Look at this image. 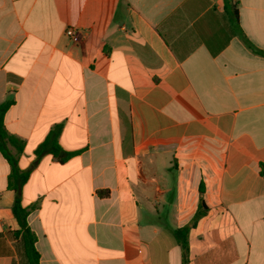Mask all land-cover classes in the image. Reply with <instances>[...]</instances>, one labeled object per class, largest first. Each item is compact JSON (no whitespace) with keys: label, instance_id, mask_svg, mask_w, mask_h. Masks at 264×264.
I'll return each mask as SVG.
<instances>
[{"label":"crops","instance_id":"obj_1","mask_svg":"<svg viewBox=\"0 0 264 264\" xmlns=\"http://www.w3.org/2000/svg\"><path fill=\"white\" fill-rule=\"evenodd\" d=\"M232 1L0 0L40 264H183L186 226L188 264H264V0ZM56 127L79 154L36 163ZM10 174L0 153V264H26Z\"/></svg>","mask_w":264,"mask_h":264},{"label":"trees","instance_id":"obj_2","mask_svg":"<svg viewBox=\"0 0 264 264\" xmlns=\"http://www.w3.org/2000/svg\"><path fill=\"white\" fill-rule=\"evenodd\" d=\"M225 9L233 21L238 19V10L236 3L232 0H225ZM12 102H7L0 105V153L7 160L11 167V174L8 179L9 188L16 193V200L13 206V214L17 219L20 230L15 233L16 237H21L24 246V257L26 264H40V254L36 249L37 236L28 225V217L31 208H25L21 201L22 187L29 179L30 171H22L19 168L18 160L20 155L24 152L25 143L17 137L11 135L5 128L4 117ZM61 128H54L46 140L36 149V163L45 155H52L61 164L67 162L69 159L79 154V152L69 153L62 149L59 144V136ZM200 208L195 219L191 225L194 227L198 220L205 216L207 208L204 204L203 198L200 200ZM189 231L190 226H186L174 231V235L178 241L183 253V264L189 262Z\"/></svg>","mask_w":264,"mask_h":264},{"label":"built area","instance_id":"obj_3","mask_svg":"<svg viewBox=\"0 0 264 264\" xmlns=\"http://www.w3.org/2000/svg\"><path fill=\"white\" fill-rule=\"evenodd\" d=\"M66 35L74 43H78L82 39V32L78 29H75V28H69L66 31Z\"/></svg>","mask_w":264,"mask_h":264}]
</instances>
